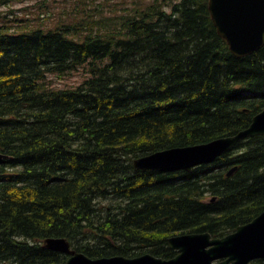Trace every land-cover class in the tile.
<instances>
[{"label":"trees","instance_id":"16d2710c","mask_svg":"<svg viewBox=\"0 0 264 264\" xmlns=\"http://www.w3.org/2000/svg\"><path fill=\"white\" fill-rule=\"evenodd\" d=\"M208 4L132 0L107 17L102 3L53 24L0 17V264H66L44 248L51 237L92 259L170 260V237L223 238L264 211V136L191 172L133 165L234 136L264 110V47L235 57ZM80 72L78 86L52 81Z\"/></svg>","mask_w":264,"mask_h":264},{"label":"water","instance_id":"95a60500","mask_svg":"<svg viewBox=\"0 0 264 264\" xmlns=\"http://www.w3.org/2000/svg\"><path fill=\"white\" fill-rule=\"evenodd\" d=\"M208 9L219 36L235 57L252 56L264 47V0H209ZM258 136H264V110L252 119L247 129L234 136L158 151L135 159L133 165L139 171L191 172L195 167L214 163L239 143ZM6 158L0 153V162ZM168 246L177 252L170 260L152 254L92 259L73 250L66 238L51 237L44 241L46 250L68 256L66 264H260L259 261H264V211L224 238L215 239L209 233L182 234L170 237Z\"/></svg>","mask_w":264,"mask_h":264},{"label":"rangeland","instance_id":"374dc122","mask_svg":"<svg viewBox=\"0 0 264 264\" xmlns=\"http://www.w3.org/2000/svg\"><path fill=\"white\" fill-rule=\"evenodd\" d=\"M128 1L131 2L132 0H105L104 2L102 0H21L19 2H11V4L1 6L0 17L1 20L4 21L6 18L11 20L18 19L22 21L32 20L36 24L38 21L49 18V20H46L45 22L48 24H53L63 15L66 16L65 9H68L70 12L69 18H73L74 14L71 10H75L80 13L86 9H93L95 6H98L102 3L105 4L103 7L105 10V16L111 17L113 13L121 14L124 2ZM82 80V72L78 73L77 75H72L66 79H52L56 86L63 88L78 86ZM182 234L184 235L190 233H181L178 235Z\"/></svg>","mask_w":264,"mask_h":264},{"label":"flooded vegetation","instance_id":"af4514ba","mask_svg":"<svg viewBox=\"0 0 264 264\" xmlns=\"http://www.w3.org/2000/svg\"><path fill=\"white\" fill-rule=\"evenodd\" d=\"M230 173V171L228 172V174ZM234 174V173H233ZM233 174H231V175H228V176H232Z\"/></svg>","mask_w":264,"mask_h":264}]
</instances>
